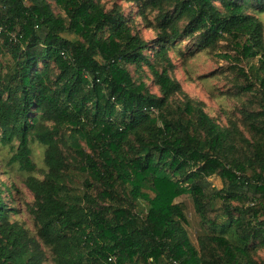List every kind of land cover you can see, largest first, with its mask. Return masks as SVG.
Returning a JSON list of instances; mask_svg holds the SVG:
<instances>
[{
  "label": "trees",
  "instance_id": "obj_1",
  "mask_svg": "<svg viewBox=\"0 0 264 264\" xmlns=\"http://www.w3.org/2000/svg\"><path fill=\"white\" fill-rule=\"evenodd\" d=\"M129 1L153 41L96 0H0V142L19 140L11 162L28 172L31 140L46 147L43 180L27 181L38 238L53 264H264V0ZM187 41L250 63L244 132L176 101L169 51ZM12 212L0 189V264H46Z\"/></svg>",
  "mask_w": 264,
  "mask_h": 264
},
{
  "label": "rangeland",
  "instance_id": "obj_2",
  "mask_svg": "<svg viewBox=\"0 0 264 264\" xmlns=\"http://www.w3.org/2000/svg\"><path fill=\"white\" fill-rule=\"evenodd\" d=\"M96 1L106 11L117 9L125 17L131 19L133 29L147 42H151L156 38V33L149 28L148 24L139 15L140 12L136 3L129 0ZM51 4L56 13H60L53 1H51ZM256 16L264 25V14ZM154 17L155 14H149L151 20ZM65 36L70 39L74 38L70 34ZM219 47L215 52L204 51L195 53L193 47L190 46V42L187 41L170 49L169 57L174 65L172 76L182 86V92L176 96V101L191 99L202 102L206 113L218 124L223 127H229L232 123H236L241 131L244 132V114L255 110L256 107L252 104L254 101L253 94L242 90L246 86V82L238 71L242 68L246 73H249L251 65L247 61L238 63L234 60L219 58L218 54L235 56L232 47L228 46L226 42H222ZM149 54L151 55L152 52H149ZM130 70L135 77L138 76L133 66L130 67ZM143 71L147 76L145 82L148 87H150L152 93L159 95L158 88L152 82L153 77L149 73V69L144 67ZM19 144L20 142L17 139L9 145H3L0 142V189L3 191V198L8 208L16 210V212L11 213V221L18 223L28 232L32 239L38 241L45 252L46 264H53L52 253L38 238L37 225L28 211L29 206L34 203V196L27 187V181L29 177L43 180L47 172L45 164L46 147L36 140H31V159L35 170L28 172L23 170L19 164L11 162L17 153ZM214 183L220 187V181L214 180ZM181 199L187 206V228L192 240L197 245L195 236H197L198 230L200 231L198 216L195 214L189 197L183 196ZM261 253V255L257 256L258 259L264 258V252Z\"/></svg>",
  "mask_w": 264,
  "mask_h": 264
},
{
  "label": "built area",
  "instance_id": "obj_3",
  "mask_svg": "<svg viewBox=\"0 0 264 264\" xmlns=\"http://www.w3.org/2000/svg\"><path fill=\"white\" fill-rule=\"evenodd\" d=\"M0 32H1V29H0Z\"/></svg>",
  "mask_w": 264,
  "mask_h": 264
}]
</instances>
